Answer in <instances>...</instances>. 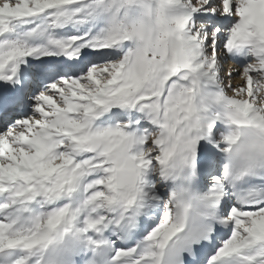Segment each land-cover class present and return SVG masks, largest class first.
Here are the masks:
<instances>
[{"label":"snow or ice","instance_id":"1","mask_svg":"<svg viewBox=\"0 0 264 264\" xmlns=\"http://www.w3.org/2000/svg\"><path fill=\"white\" fill-rule=\"evenodd\" d=\"M0 264H264V0H0Z\"/></svg>","mask_w":264,"mask_h":264}]
</instances>
